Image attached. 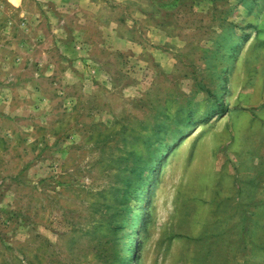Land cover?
Segmentation results:
<instances>
[{"label":"rangeland","instance_id":"374dc122","mask_svg":"<svg viewBox=\"0 0 264 264\" xmlns=\"http://www.w3.org/2000/svg\"><path fill=\"white\" fill-rule=\"evenodd\" d=\"M48 5L0 0V264L114 213L110 264H264V0Z\"/></svg>","mask_w":264,"mask_h":264},{"label":"trees","instance_id":"16d2710c","mask_svg":"<svg viewBox=\"0 0 264 264\" xmlns=\"http://www.w3.org/2000/svg\"><path fill=\"white\" fill-rule=\"evenodd\" d=\"M116 216L115 213L112 217L107 215V223H101L100 227H96L94 223L96 221L88 225L91 227L89 229L71 227L68 233L65 232L69 235L62 245L56 246L49 243L43 255L37 251L35 262L37 264L41 262L45 264H110L109 249L114 244L110 234L120 229L116 223ZM102 228L107 232L106 234L101 231Z\"/></svg>","mask_w":264,"mask_h":264},{"label":"crops","instance_id":"0c3cea01","mask_svg":"<svg viewBox=\"0 0 264 264\" xmlns=\"http://www.w3.org/2000/svg\"><path fill=\"white\" fill-rule=\"evenodd\" d=\"M27 1L28 0H20L19 1V3L18 4H13V3H11L10 2V0H6V2H7V4L9 5V6H11V8H13V9H15V10H21V13L23 14V15H25V16H33V12H30L29 10H28V8H27ZM52 0H31V2H33V3H35L36 5H38V6H40L41 8H46L47 9V7L48 6H50V5H48V4H50V2H51ZM86 2V4H88L89 3V1H85ZM79 6V5H78ZM82 6V8H85V7H87L88 5H81ZM48 10V9H47ZM41 13H44L43 11H41Z\"/></svg>","mask_w":264,"mask_h":264}]
</instances>
